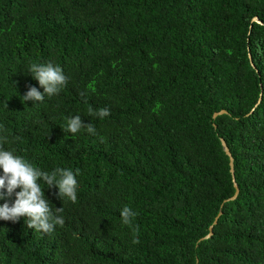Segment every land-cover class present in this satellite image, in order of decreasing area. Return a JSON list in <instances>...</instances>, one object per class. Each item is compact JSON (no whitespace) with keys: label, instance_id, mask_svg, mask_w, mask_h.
<instances>
[{"label":"trees","instance_id":"1","mask_svg":"<svg viewBox=\"0 0 264 264\" xmlns=\"http://www.w3.org/2000/svg\"><path fill=\"white\" fill-rule=\"evenodd\" d=\"M255 16L264 22V0H0V142L43 171L79 170L75 203L41 182L63 226L44 233L25 217L0 219V264H264ZM49 62L67 84L24 102L30 86L44 91L29 65ZM76 115L96 134L68 133ZM222 138L239 186L229 201ZM124 206L137 214L130 225Z\"/></svg>","mask_w":264,"mask_h":264},{"label":"clouds","instance_id":"2","mask_svg":"<svg viewBox=\"0 0 264 264\" xmlns=\"http://www.w3.org/2000/svg\"><path fill=\"white\" fill-rule=\"evenodd\" d=\"M28 71L33 79L37 80L43 93L35 86H30L28 91L22 96L23 101L43 102L45 95L51 97L59 94L68 78L65 76L60 65L31 63ZM89 116H97L103 119L110 115L107 108L98 110L88 109ZM85 129L89 134H96L95 126L92 123L84 124L81 116L76 115L67 119L66 131L71 134L78 133ZM3 126L0 125V131ZM19 139V137H17ZM6 137H0V141L6 142ZM0 169L3 175H0V199L12 197L15 194V200L11 204L6 202L0 205V219L17 222L21 217L27 219V227L51 233L56 225L63 226L62 216L54 215L50 202L46 199L41 187V182L49 188L55 186L58 188V197L61 199L67 197L71 202L77 200V180L79 175L77 169L75 173L70 168H55L51 173L35 167L24 157L17 155L12 150L5 149L0 142ZM19 189V191H16ZM62 211V208H56V212ZM137 214L129 207L124 206L120 212L122 223L130 225L132 218ZM133 243H139L134 240Z\"/></svg>","mask_w":264,"mask_h":264},{"label":"water","instance_id":"3","mask_svg":"<svg viewBox=\"0 0 264 264\" xmlns=\"http://www.w3.org/2000/svg\"><path fill=\"white\" fill-rule=\"evenodd\" d=\"M253 21H256V22H258V23H260V24H264V22H263L258 16H255V17L253 18ZM250 57H251V55H250ZM251 63H252V65H253V67L256 68V65L254 64L253 60H251ZM260 100H261V99H260ZM224 113H227V111H226L225 109H223V110H221V111H219V112H216V113L214 114V117H217L218 115H220V114H224ZM222 144H223V147H224L225 152H226V153L229 155V157H230L231 172H232V176H233L234 184H235V187H236V193H235V195L232 196L231 198H229V199L226 200V201H229V200H233V199H235V198L238 196V193H239V186H238V184H237V182H236V178H235L234 157H233V155H232V152H231L230 148L228 147V145H227L225 139H223V138H222ZM226 201H225V202H226ZM221 214H222V212H220V213L218 214V216L215 218L214 223L210 226V231H209V233H208L205 237H203L201 240L208 239V238L212 237V235H213V233H214V226L217 224V222H218L219 217H220Z\"/></svg>","mask_w":264,"mask_h":264}]
</instances>
